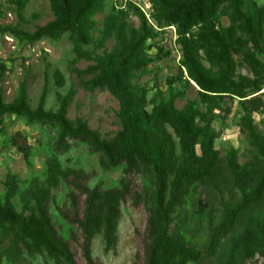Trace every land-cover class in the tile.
I'll return each instance as SVG.
<instances>
[{"label":"trees","instance_id":"trees-1","mask_svg":"<svg viewBox=\"0 0 264 264\" xmlns=\"http://www.w3.org/2000/svg\"><path fill=\"white\" fill-rule=\"evenodd\" d=\"M7 1L22 20L28 0ZM107 1L50 0L54 17L33 31L18 23H0L1 34L27 42L69 32L75 59L91 61L77 69L81 83L89 89L109 90L118 100L120 122L113 135L105 136L84 117L70 118L73 87L66 93L57 91L59 105L52 109L46 107L47 83L34 107L25 79L11 100L0 84V130L8 114L57 129L43 179L34 176L23 189L16 173H8L4 181L0 264L5 259L21 262L36 253L60 264H81L75 245L85 264H104L93 253L94 239L102 234L106 249L117 244L121 205L129 198L147 211L145 264H206V260L245 264L257 250L264 254V131L258 129L254 116L264 113V0H150V14L134 0H117L96 34L95 15ZM3 7L0 1V14ZM132 14L139 18L138 25L130 20ZM167 26L175 27L181 49L179 72L168 76L167 91L157 87L149 96L148 82L139 78L153 61L149 47L169 52L159 38ZM109 39L114 40L111 48L106 45ZM240 65L250 73L238 71ZM6 68L0 60V81ZM53 76L58 86L65 84L60 69ZM178 80L198 87V97L188 98L183 107L176 104L184 92L175 87ZM235 99L242 109L240 131L250 144L246 162L239 161V147L229 144L222 155L216 146ZM10 140L30 162L32 147L26 134L17 130ZM73 140L99 152L104 168L123 166L119 183L92 185L93 172L65 166L59 154L69 150ZM202 184L219 194L222 207L217 221L213 203L196 197ZM61 186L66 190L63 203L56 191ZM227 187H236L237 197L226 198ZM20 192L29 212L14 202ZM205 215L209 233L201 247L191 231ZM235 233L243 244L239 254V240L231 236ZM230 237L234 238L229 247Z\"/></svg>","mask_w":264,"mask_h":264},{"label":"rangeland","instance_id":"rangeland-1","mask_svg":"<svg viewBox=\"0 0 264 264\" xmlns=\"http://www.w3.org/2000/svg\"><path fill=\"white\" fill-rule=\"evenodd\" d=\"M4 3V14H0V23L2 24H19L22 28L33 31L37 25L45 24L54 17L51 9L50 0H28L23 10V19L20 20L19 14L15 7L9 8L7 0H0ZM125 0H118L123 2ZM150 14V0H134ZM117 0H108L102 12L95 15L97 19V28L95 33H99V27L102 26L105 14L111 9ZM130 20L139 24V18L132 14ZM224 24L229 23L227 16L222 17ZM160 41L169 50L167 54L159 51L158 47L148 48V53L153 61L149 64V71L141 74L140 81L148 82L150 86L149 96L154 94L157 87L167 91V78L179 72V60L181 49L176 43V33L174 26H167L160 32ZM114 44L113 39L106 42L108 48ZM93 47V45H91ZM99 52L103 48H98ZM0 60L7 64L4 78L0 84L4 87V94L7 100H11L17 93L22 80H26L30 103L34 107L39 101L40 94L47 83L49 92L46 99V107L56 109L59 105L57 91L66 93L71 87L75 89V94L69 106L68 115L70 118L76 116L84 117L91 127L98 128L105 136L113 135L119 128L120 122L117 110L119 108L118 100L107 89H89L81 83V76L77 69L84 68L90 60L75 59V53L72 48V41L69 32L64 33L59 38L43 37L35 42L20 41L18 38L9 34L0 33ZM58 68L65 75V84L58 86L53 76L54 70ZM238 71L250 73L244 65L238 66ZM177 89L183 90V94L177 98L178 107H183L188 98L198 97V87L195 84L186 83L178 80L175 83ZM264 90V88L262 89ZM232 110L229 113L227 123L224 126L222 136L216 140V146L221 150L223 155L229 144L239 147V161L246 162L250 159V144L240 131L238 124L242 114L241 105L238 99L232 103ZM257 127L264 131V113H254ZM5 128L0 130V191L5 190V179L8 173H16L20 178L21 188H25L34 176L43 179L47 172V158L53 153L51 148L52 142L57 136V129L51 126L39 123L31 124L28 120L17 114H8L3 120ZM217 128L221 127L218 121H215ZM17 130H22L26 134V139L31 145V158L27 162L23 153L16 149L11 143L10 137ZM59 157L65 166L84 167L94 175L90 183H101L104 186H110L119 183L123 174V166L117 168H104L100 163L99 152L93 151L91 147L82 141L73 140L69 150L60 153ZM136 184H140V177H136ZM58 191L60 203L66 200V190L61 186ZM237 188H225L223 195L226 198L236 196ZM21 192L14 197V202L18 209L29 212L24 207ZM196 197H202L212 202L213 215L217 221L221 212V199L219 194L213 192L208 186L202 184L199 186ZM218 218V219H217ZM198 226L192 229L193 234L201 247H204L208 239V216L205 215L198 222ZM147 224V211L143 204L136 205L131 198L127 199L121 205V216L118 223L117 233L118 241L114 247L105 248L102 234L96 235L93 243L94 255L101 259L104 264H145V244L144 233ZM234 236L239 240L236 254L242 248L239 234ZM233 237V238H234ZM230 237L228 246H231ZM237 241V240H236ZM76 258L81 264L85 260L81 255V249L75 245ZM239 260L238 257H235ZM215 260V258H214ZM264 254L256 251L252 256L245 259V264H263ZM4 264H60L56 263L51 257L44 254L36 253L26 255L25 260L21 262H12L4 260ZM206 264H210L206 260Z\"/></svg>","mask_w":264,"mask_h":264}]
</instances>
